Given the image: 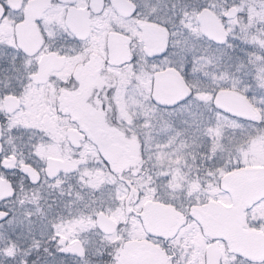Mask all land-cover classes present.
<instances>
[{
	"label": "snow or ice",
	"instance_id": "6c2138e0",
	"mask_svg": "<svg viewBox=\"0 0 264 264\" xmlns=\"http://www.w3.org/2000/svg\"><path fill=\"white\" fill-rule=\"evenodd\" d=\"M0 264H264V0H0Z\"/></svg>",
	"mask_w": 264,
	"mask_h": 264
}]
</instances>
